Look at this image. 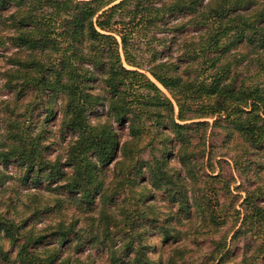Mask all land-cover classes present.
Instances as JSON below:
<instances>
[{"label": "trees", "instance_id": "obj_1", "mask_svg": "<svg viewBox=\"0 0 264 264\" xmlns=\"http://www.w3.org/2000/svg\"><path fill=\"white\" fill-rule=\"evenodd\" d=\"M138 27L172 31L182 52L173 60L153 49L148 64L138 62ZM2 49L11 52L0 82L14 99L0 119V191L12 190L5 186L14 178L10 164L27 191L24 216L0 214V264H96L90 254L80 257L85 247L103 255V264H162L149 256L150 231L178 243L227 222L215 209L218 190L229 192V185L219 174L202 178L198 157L211 128L243 157L264 150V0H0ZM39 108L45 117L33 123ZM50 118L64 140L53 158L45 136ZM206 118L213 122L200 120ZM145 139L149 159L139 155ZM263 191L245 192L232 237L212 240L214 261L227 263L229 245L248 234L261 242L237 264L258 260ZM70 207L83 215V227L78 217L65 223ZM49 213L59 220L47 232L27 228ZM185 253L175 246L166 264Z\"/></svg>", "mask_w": 264, "mask_h": 264}, {"label": "rangeland", "instance_id": "obj_2", "mask_svg": "<svg viewBox=\"0 0 264 264\" xmlns=\"http://www.w3.org/2000/svg\"><path fill=\"white\" fill-rule=\"evenodd\" d=\"M150 28L151 27H138L136 31L139 33L134 34V38H132V42L134 41L135 45L133 49L136 55V60L145 65L148 64L147 62L149 61L153 49L161 52V56L164 59L168 57L172 58L173 60L177 59V56L182 52L181 47H178L176 38H174V41L170 40V37L176 36V34L172 33V31H169L168 33H161ZM152 37H155V39ZM10 52L11 49L0 50L1 68L7 67L5 63V56L9 55ZM178 69L181 71L180 68ZM190 72L193 71L191 70ZM158 86L161 88L160 85ZM163 91L166 92L165 90ZM13 99L14 96L4 87H2V82H0V119L4 118L5 116V111L3 109L5 101L8 100L12 102ZM27 101L28 98H25V100L19 101V103H17L16 109L18 113L22 112V109L26 105ZM98 110L101 111V109ZM31 114L33 123H39L45 117V113L41 108L34 109V111H31ZM187 115H191V113H188ZM90 118L93 122L94 118ZM200 120H207L209 123L213 122V119L210 118ZM58 124V119L53 120L50 118L47 122V131L45 132V136L47 137L46 142L50 144V153L48 156L51 158H53L57 153L61 154L64 144V140L59 135ZM120 132L121 139H124L126 137L127 130L120 129ZM190 133L195 142L197 131L192 130ZM146 141L147 139H145L139 145L140 147L143 146L139 153L143 159L151 158L149 154L150 147L144 145V142ZM156 144H158L157 142H155V146L158 147ZM234 144L235 143L233 142L231 143L230 139L224 140V133L220 128H211L207 145L202 146L204 150L202 151L201 149L198 157V162L201 164L200 171L204 176L202 178L205 179L206 174L209 173L219 174L221 178L227 181L229 185V192L225 189L218 190L220 205L215 209L220 215V218L225 217V219H227V217L230 216L229 219H227V222L218 229L214 227H209L210 229L207 227L200 228L203 230L201 233H199L197 236L190 234L188 236L189 238L184 239L182 242L180 240V244L179 242H163L161 237L157 235L155 231H150L147 233V243L152 246L151 252L149 253V256L152 259L157 260L158 257L161 256L163 260L162 264H166L165 260L167 253L171 251L172 248L179 245L185 247L186 253L184 254V258L178 260L177 264H220L219 260L214 261L216 258V252H214L215 249L212 240H219L221 237H225L226 240H229L236 228V219L233 217L234 208H240L239 204L242 200L241 198L245 195V192L252 191L253 188L258 185L262 188V190H264V150L260 152L252 151L253 154L243 157L241 156V151L236 147V145L234 146ZM154 152L156 155L159 154V151L154 150ZM171 163L176 167L179 166L175 158L171 159ZM240 163L246 167V170L243 169V166L241 168L238 167ZM6 169L8 173L14 178L5 184V186L7 185L8 187H12V190L8 189L4 192L0 191V214L6 213L8 218L17 220L19 217L24 216L25 214V212H23L21 203L25 200V194L27 190L23 189L16 180L20 174L18 167L15 164H10ZM214 186L215 188H220L219 183L215 184ZM40 194L47 196V193L44 190L40 191ZM262 194L263 195L261 196H264V191ZM154 202L161 211L167 210V203L161 199L160 195L156 194V199ZM262 204H264V202ZM7 205H9V207ZM72 217L79 218L77 227L84 226L83 215L80 214V212L74 207H70L69 209L65 210L63 219L65 220V223H68ZM58 220L59 215L56 213L44 214L40 219H31L28 222L29 224L27 228H32L35 232L40 231L44 233L49 230L48 226L50 224L53 225ZM186 225L187 224H183V226H178V228L186 229ZM260 238L264 240V235L260 236ZM260 242L261 240H257V238L250 234L241 236L238 240L229 245L231 253L229 255L228 262L224 264L239 263L241 256L244 253H246L247 256L252 254L255 255V250ZM79 254L82 258H84L87 254H90L95 259L96 264L104 263L105 257L95 249L85 247V250ZM258 257V260L253 264H264V251L260 252Z\"/></svg>", "mask_w": 264, "mask_h": 264}]
</instances>
